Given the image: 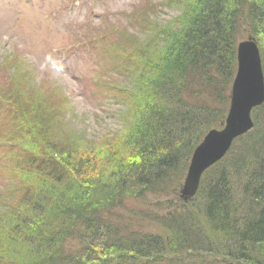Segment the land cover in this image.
<instances>
[{
    "label": "trees",
    "instance_id": "1",
    "mask_svg": "<svg viewBox=\"0 0 264 264\" xmlns=\"http://www.w3.org/2000/svg\"><path fill=\"white\" fill-rule=\"evenodd\" d=\"M170 6L173 21L124 47L118 70L129 81L113 91L123 127L106 148L58 141L63 119L19 70L0 90L1 118L12 122L17 91L31 110L19 118L31 133L0 141L36 142L9 158L22 198L0 214V264H264V104L196 197L180 193L193 152L224 125L247 37L264 72V0Z\"/></svg>",
    "mask_w": 264,
    "mask_h": 264
},
{
    "label": "rangeland",
    "instance_id": "2",
    "mask_svg": "<svg viewBox=\"0 0 264 264\" xmlns=\"http://www.w3.org/2000/svg\"><path fill=\"white\" fill-rule=\"evenodd\" d=\"M73 1L0 0V90L13 77L18 80L14 71L19 70L32 88L36 86L34 91L39 90L36 94L44 105L63 119L57 121L63 131L53 136L63 143L70 137L80 152H86L102 144L106 148L122 130L123 110L113 91L129 81L118 70L127 54L124 47L131 49L129 42L150 38L153 28L168 25L178 11L170 6L176 0H80L79 6ZM17 92L7 107L14 116L12 122L6 114L0 117L4 139L7 130L15 137L20 127L31 133L25 119L22 125L19 119L25 112L31 118V110L20 105ZM23 135V144L13 137L6 140V149H0L2 216L22 198L16 164L9 158L24 144L36 143Z\"/></svg>",
    "mask_w": 264,
    "mask_h": 264
},
{
    "label": "water",
    "instance_id": "3",
    "mask_svg": "<svg viewBox=\"0 0 264 264\" xmlns=\"http://www.w3.org/2000/svg\"><path fill=\"white\" fill-rule=\"evenodd\" d=\"M264 104V72L257 43L246 40L237 50V72L231 87L230 106L224 125L206 134L193 152L181 199L192 201L200 188L203 175L219 163L234 142L254 128L253 111Z\"/></svg>",
    "mask_w": 264,
    "mask_h": 264
}]
</instances>
